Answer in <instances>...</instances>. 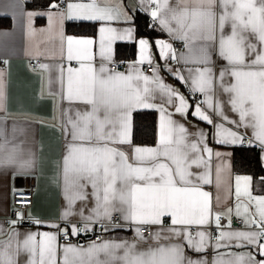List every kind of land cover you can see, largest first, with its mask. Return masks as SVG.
Returning <instances> with one entry per match:
<instances>
[{
	"label": "crops",
	"instance_id": "1",
	"mask_svg": "<svg viewBox=\"0 0 264 264\" xmlns=\"http://www.w3.org/2000/svg\"><path fill=\"white\" fill-rule=\"evenodd\" d=\"M31 0H0V17L10 20L9 26H0V60L7 62V69H0V80L3 83V101L0 106V256L7 261L9 257L14 260V264H30L35 260L39 264V242L44 239L40 234L48 233L55 236L52 242L54 256L45 253V264H79L81 259H87L86 255L74 252L65 253L66 247H73L77 250L88 249L89 246L101 245L105 242L129 244L135 243L137 252H148L149 249H167L172 245L179 244L183 248L184 256L191 260L203 261V264H214L218 258L231 261V264H247V256L250 254L256 261L264 260V256L259 254L256 246L238 242L227 238L223 240H212L209 226L216 224V216L220 219H227V228L219 230L221 232H259L264 230V224L258 226L259 216L257 212V198L264 197V176L255 178L251 174L237 173L234 168V149L240 147L256 148L260 152V161L264 167V148L258 143H249L252 138V129L237 127L230 121H239V115L232 111L228 103L229 93L223 91L224 88L236 83L235 77L230 75L232 70L248 71V65L255 59L258 53L264 54L262 45L250 31L245 33L248 42L256 46V51L252 52L245 48L244 65H229L228 61L219 55V41L221 35L227 39L231 35V21H226L221 33L219 29V16L223 13L220 0H215L214 4H209L207 0H168V7L175 9L178 18L184 24L183 29H179L176 21H171L170 26L177 30L173 35L164 29L159 20H153L150 15L157 5L154 3H141V0H96L97 6L111 10L113 19L111 20H87L77 18L79 9L73 8L72 18H69V5L88 4L90 0H65L62 5L58 3L48 9H33L28 7ZM256 7L259 8V0H256ZM211 8L216 13L215 40L206 42L199 39L201 35L198 30L199 17L195 13ZM187 9V13L184 10ZM232 9L229 7V11ZM146 17L147 27L155 29L158 35L138 36L136 19L138 14ZM161 15L170 17L171 13L164 10ZM260 15V14H258ZM196 21V23H194ZM90 23L96 25L94 34H74L68 32L69 23ZM116 29V35L124 36V39H116L111 44L110 52L107 48L102 55L99 44L101 27ZM191 26V27H189ZM131 29V39L127 37L126 30ZM181 32H187L189 41L192 43L194 51L204 44H208L210 63L185 64L183 60H162L160 57L157 41H165L171 44L177 56L187 53V48L175 49L177 43H185L184 40L174 38ZM91 39V59L77 60L68 59L67 38ZM141 39H146L150 45L153 64H137L139 59V43ZM119 44H134V57L127 59L129 51L118 52ZM74 50L76 46H73ZM110 56L111 59L105 57ZM35 62L37 67H31ZM84 68H92L97 73L101 66L110 70V73H124L128 75L131 71L133 76L139 70L147 76L153 75L147 72L149 67L157 68L158 75L167 85L172 86L185 97L189 108L186 115L176 113L173 105L165 104L168 113H172L171 118L178 124H182L188 130L187 143L199 142L200 137L194 133L201 131L204 134L202 143H199L201 151L190 154L189 159L200 157V166L195 164L189 169L196 175H207L210 183L204 184L196 181L195 176L190 179L202 191L210 193L208 222L204 225H173L170 216L162 217L160 224H135L126 222L120 218L125 228L112 229L101 235L99 241H95L96 227L99 223H89L87 230H84L85 238L80 242L63 243L64 237L76 239L73 235L71 225L75 224L85 227V221L79 215L83 210L84 216L91 214V209L95 206V200L91 195L92 188L88 185L84 192L87 199L77 200L72 207L74 215L67 220L62 219V213L68 207L64 191V157L67 155L69 144L73 143L70 134L71 124L69 120L76 119L77 112L90 110V105L85 104L74 95L68 99L69 69L72 70L74 88L79 80L78 73H81V65ZM118 64L119 68H114ZM209 67L213 73V86L211 99L213 108H209L203 101L202 96L199 104L202 111L210 116L212 123L201 120L193 115L196 105H192L187 95V90H191L190 82H182L174 73L179 70L180 75L188 77L189 68ZM171 69L172 71H169ZM227 69L221 79L220 73ZM259 65H254L251 70H259ZM109 73V74H110ZM82 74V73H81ZM151 101L156 105L162 103L159 94ZM219 102L223 115H218L215 110L216 103ZM139 111H153L156 113V142L152 145H139L133 143L134 116ZM102 115V113H101ZM224 117H227L225 119ZM161 113L156 108H137L131 112L130 132L128 143L108 142L107 146L118 149L127 156V162L135 166L151 167V161L139 163L134 160V149L155 148L159 141V126ZM216 125H222L224 129H229L243 137V142L219 143L221 136H217ZM230 139V138H229ZM248 141V144H246ZM81 143V142H75ZM95 142L93 141V144ZM105 142H101L100 147ZM175 147V145L173 146ZM210 149L211 154L203 151ZM219 154V155H217ZM159 162L170 163L161 157ZM219 169V174L217 173ZM237 177L241 179L237 181ZM244 178H248L247 182ZM119 183V182H118ZM240 189V196L237 197V187ZM245 188L247 193L245 194ZM32 190L34 194L33 206L27 212V218L35 221L34 225H8L5 219L12 213L13 194L18 190ZM230 210V211H229ZM120 216L119 212H113ZM219 219V222H220ZM255 220L257 223H252ZM57 225L58 227H53ZM149 226L152 234L143 239H138L136 229ZM65 229L67 235H65ZM170 229L180 232L179 236L174 235ZM185 230L189 232L194 242H199L200 237L197 232H204L203 251H195L190 247L188 241L184 239ZM36 233V255L32 256L23 248V241L26 237ZM159 233V239L155 238ZM222 246L217 248V243ZM260 243H264V238ZM116 255H123V249L116 250ZM245 257L244 261L238 257ZM101 260L105 259L103 253L99 255ZM156 264H161L166 259L165 256L156 252L154 257ZM115 264H120L116 261Z\"/></svg>",
	"mask_w": 264,
	"mask_h": 264
},
{
	"label": "snow or ice",
	"instance_id": "2",
	"mask_svg": "<svg viewBox=\"0 0 264 264\" xmlns=\"http://www.w3.org/2000/svg\"><path fill=\"white\" fill-rule=\"evenodd\" d=\"M211 5L215 0H207ZM141 3H154L157 5L150 15L153 20H159V24L166 29L170 35L174 30L170 23L176 21L179 29L184 28V24L178 18L175 9L168 7V0H141ZM223 13L219 16V29L223 33L226 21H231V35L225 39L223 35L219 41V55L228 61L229 65H244L245 48L252 52L256 51V46L248 42L245 33L249 31L255 38L264 45V0H259L260 7H256V0H220ZM55 7V5H53ZM229 7L232 9L229 11ZM79 9L77 18L87 20H111L113 16L110 9L97 6L96 0H90L88 4L69 5V18H72L71 9ZM167 10L170 17L161 15ZM187 13V9L184 10ZM260 14V15H258ZM198 16V30L201 35L198 37L206 42L215 40L216 13L211 9L202 10L195 13ZM196 23V21H194ZM191 27V26H189ZM99 44L101 53L104 50L110 52L111 44L116 39H124V36L116 35L117 30L113 28L101 27L99 29ZM127 37L131 39L132 30H126ZM174 38L185 41L187 53L177 56L171 44L165 41H157L160 57L162 60L174 59L183 60L185 64L210 63L208 52L209 45L206 43L194 51L187 32H181ZM94 41L91 39L67 38L68 59L90 60V48ZM139 43V59L137 64H153L150 45L148 40L141 39ZM76 46L75 50L73 46ZM111 59L110 56L105 57ZM254 65H259V70H251ZM248 71L232 70L230 75L235 77L236 83L224 88L223 91L229 93L228 103L232 111L238 113L239 121H230L237 127L252 129V138L249 143H258L264 148V54L258 53L254 60L245 65ZM128 75L124 73H110V70L101 66L99 73L92 68L85 69L81 65V73L77 86L74 88L72 70L69 69L68 99H81L85 104L90 105V110L76 113V119L69 120L71 124V137L73 143L69 144L67 155L64 157V191L68 207L62 213V219L67 220L74 215L72 207L77 200L87 199L84 189L91 185V195L95 200V206L91 209V214L84 216L83 210L79 215L85 221L84 229H79L75 224L71 225L72 234L87 230L89 223H99L101 221L112 220V213L119 212L120 218L126 222L135 224H160L162 217L170 216L173 225H204L208 222L210 193L204 192L193 183L191 177L195 176L196 181L207 184L211 181L207 175H196L189 171L192 165L200 166V157L189 159L190 154L201 151L199 143H202L204 134L201 131L194 133L200 137L199 142L187 143L188 130L174 121L164 107L165 104L173 105L175 112L186 115L189 108L188 102L172 86L167 85L158 75V69L153 68V75H144L139 68L133 69ZM169 71H172L169 69ZM227 69L220 73L221 79ZM110 73V74H109ZM174 75L182 82H190L193 93H203L206 99L203 101L209 108H213L211 99L213 86V73L209 67L189 68L188 77L180 75L177 70ZM162 100L160 105L151 101L155 100L156 94ZM3 101V83L0 80V106ZM137 108H156L161 113L159 126V141L155 148L134 149V160L139 163L153 162L151 167L133 166L127 162V156L118 149L107 146L108 142L128 143L130 132L131 112ZM218 115H223L219 102L215 105ZM102 113V115H101ZM193 115L197 118L212 123L209 115L202 111L200 105H196ZM227 119V117H224ZM217 136L222 138L219 143L243 142V137L229 129H224L222 125H216ZM230 138V139H229ZM93 141L95 142L93 144ZM81 142V143H75ZM105 142L103 147L98 145ZM175 145V147H173ZM203 151L211 154V150L206 147ZM219 155V154H217ZM163 157L170 163L159 162ZM219 174V169H217ZM241 178L237 177L239 182ZM247 182L248 178H244ZM119 182V183H118ZM239 186L237 187V197L240 196ZM245 194L247 189L245 188ZM257 212L259 216L258 226L264 224V197L257 198ZM230 211V210H229ZM220 216L217 214L216 223L219 226ZM15 223V222H12ZM252 223H257L252 220ZM119 226V225H117ZM53 227H58L53 225ZM174 235L179 236L180 232L170 229ZM138 239H143L140 229H136ZM36 233L29 234L23 241V248L36 255ZM44 237L39 242V264H45V253L54 256L52 242L55 236L48 233L40 234ZM65 235L67 230L65 229ZM159 239V233L154 234ZM204 232H197L200 237L199 242H194L191 234L185 230L184 239L188 241L190 247L195 251H203ZM236 240L248 245L256 246L259 254L264 256V243H260L264 238V230L259 232H221L218 240ZM222 245L218 242L216 247ZM123 249V255L117 256L116 250ZM65 253L74 252L83 254L87 259H81L79 264H156L154 259L156 252L166 257L161 264H203V261L191 260L184 256L183 248L179 245H172L165 249H149L148 252H137L135 243L129 244L105 242L101 245L93 244L88 249L77 250L71 246L64 249ZM103 253L105 259L101 260L99 255ZM244 261L245 257H238ZM0 264H14V260L9 257L5 261L0 256ZM30 264H36L35 260ZM54 264V262H53ZM67 264V259H65ZM214 264H231L222 257L214 261ZM247 264H264V260L256 261L250 254L247 256Z\"/></svg>",
	"mask_w": 264,
	"mask_h": 264
},
{
	"label": "trees",
	"instance_id": "3",
	"mask_svg": "<svg viewBox=\"0 0 264 264\" xmlns=\"http://www.w3.org/2000/svg\"><path fill=\"white\" fill-rule=\"evenodd\" d=\"M65 0H31L28 2V7L33 9H48L53 4L58 3L62 5ZM10 20L0 17V26H9ZM138 28V36H149L153 38L159 32L155 29L148 28L146 24V17L141 13L136 19ZM68 32L74 34H94L96 32V25L90 23H69L67 26ZM118 52L125 50L129 51L127 59L134 57V44H119ZM156 113L153 111H139L134 116L133 128V143L139 145H152L156 142ZM234 168L237 173L251 174L255 178L264 176V167L260 161V152L256 148L240 147L234 149Z\"/></svg>",
	"mask_w": 264,
	"mask_h": 264
},
{
	"label": "built area",
	"instance_id": "4",
	"mask_svg": "<svg viewBox=\"0 0 264 264\" xmlns=\"http://www.w3.org/2000/svg\"><path fill=\"white\" fill-rule=\"evenodd\" d=\"M184 46H185V43H177L175 46V49H182ZM30 65L33 68L37 67L35 62H32ZM114 68H119V65L118 64L114 65ZM0 69L2 70L7 69V62L4 59L0 60ZM152 70L153 68L149 67L147 69V72L150 73L152 72ZM187 95L190 98L192 105H199L202 101V96L199 94L193 93L191 90H187ZM246 144H248V141ZM33 202H34V194L32 190L26 189V190H18L14 192L12 213L7 217V219H5V222L8 225L10 224L34 225L35 221L27 218V212L33 206ZM12 222H15V223H12ZM78 228L83 229V226L79 225ZM119 228H125V227L123 223H121L120 221V216L118 214H115L111 221L97 225L96 235H95L96 237H94V240L99 241L103 233H106L112 229H119ZM223 228H227V219H224V218L220 219L219 226L213 223L209 226V230L211 231L213 241H216L218 239L219 230ZM85 233L86 232L84 230L79 231L77 233L76 239H72L71 237H64L63 243L80 242L82 241V239L85 238ZM140 234L148 237L152 234V230L150 229L149 226H144L140 229Z\"/></svg>",
	"mask_w": 264,
	"mask_h": 264
}]
</instances>
